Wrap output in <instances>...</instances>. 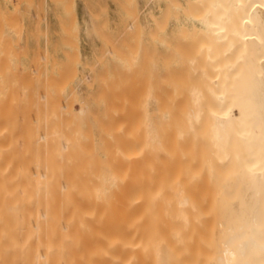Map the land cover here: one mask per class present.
Wrapping results in <instances>:
<instances>
[{
    "label": "bare ground",
    "instance_id": "1",
    "mask_svg": "<svg viewBox=\"0 0 264 264\" xmlns=\"http://www.w3.org/2000/svg\"><path fill=\"white\" fill-rule=\"evenodd\" d=\"M205 3L202 16L175 18L178 34L195 27L214 39L205 53L188 54L189 39L170 48L162 22L171 11L158 16L153 122L119 115L110 101L88 117L70 99L68 70L58 80L32 69L41 60L31 55L40 62L24 72L8 38L22 24L18 6L0 5V264H193L206 171L219 190L210 264H264V0ZM200 125L210 147H188L183 138L195 142Z\"/></svg>",
    "mask_w": 264,
    "mask_h": 264
},
{
    "label": "rangeland",
    "instance_id": "2",
    "mask_svg": "<svg viewBox=\"0 0 264 264\" xmlns=\"http://www.w3.org/2000/svg\"><path fill=\"white\" fill-rule=\"evenodd\" d=\"M125 1L124 0H71V1L69 0H51V1L40 0V4H39V0H20V1L0 0V5L4 9L8 8L7 9L8 11L11 10L10 11L11 13H14V11L16 10V6L14 5L16 3V5L18 6V10H16V12L14 13L15 14L14 17H15V20L19 19V21H22V24L21 22H19L21 24V25L19 24V27L21 26L20 28L15 27L18 30L20 29L19 33H17V31L15 32L11 30L9 31V34H8L9 35L8 38L12 46L11 49H14L15 50V51L13 50L15 52L14 54L17 55V56L14 55L15 58L17 57L16 65L18 66L20 65L19 67L23 66L22 69L24 72L26 70L27 72H30L31 68L33 67L32 65L33 63H29V61L33 62L34 60H38L39 58L41 62L37 61L38 63L40 62L39 65L37 66L36 64L37 67L35 68L33 67L32 69L36 70L37 68V70H39L41 68L40 71H43V69L46 68L45 69L46 73L47 71L49 73L51 72L50 75H52V77L54 76L55 78L57 77V79L58 77L59 79L63 78V77L57 76L61 70L64 71V72L63 71L60 72L61 75L65 73L66 70H68L66 72L67 74L65 73L63 75L65 77L64 79H66L67 77L66 81L68 80L67 82H69L68 83V85H70L69 90L73 91L71 96H73L74 98L73 97L70 98L69 94L66 96H69L68 98L74 101L76 99V103L73 104L74 108L83 109L85 115L88 117L89 116L91 117L96 114V111H97L96 108H98V102L110 101L112 103L116 102V104L114 105V110H115V113H119V115H122L123 114L122 112L128 110L130 113V115L128 116L132 115V118H134L135 122L143 121V120L144 121L148 120L150 122H153V115H154V102L153 101H154V98H155L154 95H156V89H157L156 82L159 81L157 79H159L158 75L160 73L159 67H160L161 55H159V53L163 49L161 42H159L161 41V38L159 37H161L160 34L162 33V30L160 27L165 26V28L167 29L165 40L167 44L169 43L168 45L170 48H172L171 46H173L174 43L178 44L177 46L179 47V45L181 46V44L183 43L185 44L186 39H189L190 42L192 41V44H194L193 46L192 44H189L190 48L192 46L191 49L195 50V52L190 51V53L187 52L188 54H191L192 52H193L192 54H194L198 52L199 50H202L205 53L207 46H208L207 45L205 47V42L209 41L211 42L210 44H213L215 42L214 39H213L214 41L213 42L210 40L211 38L208 39V36L207 38L203 37L204 39L206 38L205 41L203 38H202L203 40L200 39L199 36L196 37L198 34L200 35V32H199V28H196L194 30L195 27L186 32L185 31L186 29L185 28L182 29L183 27L181 26L182 28H180L181 30H178L179 32L178 34L175 28L176 27L175 18L180 17L181 19H185V18L193 19L192 17L194 16V19H196L199 16H202L203 14H205L199 11L200 9L204 8V3L206 2L207 4L210 5L209 1L211 2L212 0H201L200 2H202L201 3L202 6L199 0H197V2L196 0H179V2L181 3H178V1L176 0L177 2H174V4L177 3L175 5L179 6V8L173 5V2H172L171 4L175 7L171 6L170 4L171 7L169 6L170 7L169 9L167 8L168 7L167 5H169L170 1L168 2L167 0L166 1L165 0H149V1L148 0H134V1L125 0ZM162 2L164 4H162ZM195 3L197 5H195ZM186 4L191 6L189 7L190 9H188V6ZM207 4H206V7L209 6ZM165 5H166V9L168 10V12L171 11V13L170 14L168 13L167 18L169 19L166 18L167 19L166 22L164 21L165 19L162 16V18L164 19L162 20L164 21L162 23L165 25L163 26L162 24L161 26L159 23L161 19L158 16H161V14L163 13ZM181 6L182 8H184V11L186 12L188 10H192L190 13L191 14L194 13V15L189 17L190 13L188 12L189 15L185 17L186 15L184 14L186 13L184 11L182 12V15H181L180 13L182 11ZM198 7L199 8L202 7V8L199 9ZM14 8L15 10L13 11ZM186 8L188 10H186ZM34 9H36L37 11ZM100 9L102 10L101 12H100ZM103 9L105 11H103ZM127 10L131 13L130 16L128 15ZM199 12L201 13L199 14ZM176 13H179V15ZM172 14L174 17L171 16ZM164 15L167 16V13H165ZM130 20H133V21H130ZM190 22L191 21H189V23ZM135 23L137 25H135ZM195 24H198V22H196ZM128 27H132V28H128ZM124 29L126 30L124 31ZM192 30L194 32L192 33L193 39L191 40L188 34H191ZM180 31L186 32V36L188 37L185 38V41L183 39L185 32L181 33ZM170 32H172L173 35ZM44 33H45V36H44ZM100 33H103V34H100ZM150 33L153 35H151ZM175 33L178 34L179 36L177 35V37L174 38V36H176ZM181 36L183 38H181ZM167 37L169 38V40L167 39ZM178 37L179 39H176ZM61 39H64V40H61ZM197 39L200 41H203L204 48L201 47L202 46L200 45L201 42L198 41ZM195 40L197 41V43ZM15 41L17 42L16 43L17 45L13 44L15 43ZM180 42L181 44H179ZM198 43L200 47L199 46L196 47ZM24 45H25V48H24ZM187 46L188 44L186 45V47ZM133 47H136V48H133ZM22 48H23V53L21 54ZM37 48L38 50H35ZM182 48L184 49L185 47H183L182 45ZM41 50H44V51L41 52ZM186 50L189 51L188 49H185V52ZM31 55L32 57L34 58L37 57V58L34 59L30 57ZM42 56L44 58L46 57L44 61H43ZM31 58L34 60L31 61ZM15 62H16V59H15ZM50 62L53 64L50 65ZM206 63L205 65L208 66V63L207 64ZM56 71H59V72L56 73ZM100 77H103L104 79ZM55 78L54 80H56ZM56 82L58 81L56 80ZM144 83L145 85H143ZM135 86H136V90H135ZM128 87L130 88V90ZM132 88L133 90H131ZM126 90H128V92L130 93H128ZM139 90L141 91L139 92ZM70 91L68 93H71ZM111 91L114 92L115 95H112ZM125 91H126V94H125ZM109 93H111L110 96H109ZM129 94H131V96ZM97 95L98 96L101 95V96L98 97ZM118 96H121V97H118ZM104 97H107L109 100H107V98H104ZM124 97L126 98L125 100H124ZM135 98L137 101L135 100ZM133 101L136 104L132 103ZM126 104L128 108L125 106ZM115 106H117L118 109L115 108ZM129 106H131L132 109ZM130 110L132 112H130ZM128 111L124 112L125 115H127L126 113ZM204 134H205V127L204 125H200L198 134H197L198 137L195 139L196 140L195 142H193L192 136H187L183 139L187 141L188 147L191 146V147H196L199 149H203V148L206 149L210 147V144H208L206 141L203 140ZM205 173L206 175H205V178L202 184V188H203V191L206 193V197H207L206 199V210L207 211L203 218L202 226L196 224V238L191 244L192 254L190 257V260L192 261L193 264H210L214 257L213 252L215 249L214 232H215V226H216L215 225L216 214L214 212L213 206H214V201L216 197L218 196L219 190H217L216 185L214 183L215 177L212 178L214 180L212 181L208 172L206 171Z\"/></svg>",
    "mask_w": 264,
    "mask_h": 264
}]
</instances>
